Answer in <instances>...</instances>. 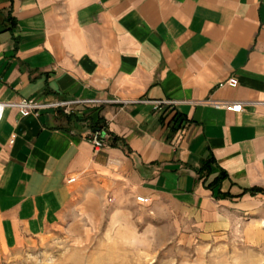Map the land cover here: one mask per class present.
Here are the masks:
<instances>
[{
  "label": "crops",
  "instance_id": "crops-1",
  "mask_svg": "<svg viewBox=\"0 0 264 264\" xmlns=\"http://www.w3.org/2000/svg\"><path fill=\"white\" fill-rule=\"evenodd\" d=\"M20 99L117 102L5 111L0 251L51 233L69 207L120 222L194 215L215 231L224 209L264 198L249 192L264 190V0H0V102ZM143 99L179 104L124 103Z\"/></svg>",
  "mask_w": 264,
  "mask_h": 264
},
{
  "label": "rangeland",
  "instance_id": "rangeland-1",
  "mask_svg": "<svg viewBox=\"0 0 264 264\" xmlns=\"http://www.w3.org/2000/svg\"><path fill=\"white\" fill-rule=\"evenodd\" d=\"M69 208L51 233L0 251V264H264L262 197L224 209L223 228L215 231L201 228L194 215L120 222Z\"/></svg>",
  "mask_w": 264,
  "mask_h": 264
},
{
  "label": "built area",
  "instance_id": "built-area-1",
  "mask_svg": "<svg viewBox=\"0 0 264 264\" xmlns=\"http://www.w3.org/2000/svg\"><path fill=\"white\" fill-rule=\"evenodd\" d=\"M228 86V88H236L238 86V81L236 79H228V81L222 83L220 87ZM117 101L109 100H98V99H74L67 101H54L49 103H44L33 99H20L14 102H0V121L2 120L4 113L7 109H16L22 117L36 116L40 115L43 110H63L67 115H71L72 111L79 107H90V106H102L105 103H113ZM125 104H147L152 105L155 112L160 114H167V112L173 110L179 102L173 100H150L143 99L140 101H125ZM207 104L211 105L213 108L218 110H225L233 113H242L244 111L243 103H223L219 101H209ZM89 142L93 145L95 150L104 149L106 146V135L103 129L95 131L89 134ZM76 179H69V183L75 182ZM137 202L141 205H148L151 203V199L144 196H139L136 198Z\"/></svg>",
  "mask_w": 264,
  "mask_h": 264
},
{
  "label": "trees",
  "instance_id": "trees-1",
  "mask_svg": "<svg viewBox=\"0 0 264 264\" xmlns=\"http://www.w3.org/2000/svg\"><path fill=\"white\" fill-rule=\"evenodd\" d=\"M71 116V115H70ZM100 129L98 128H95V131H98ZM249 192H251V194L253 196H256L257 194H263L264 195V190H261V189H250ZM224 196V195H222ZM227 197V195L224 196V199Z\"/></svg>",
  "mask_w": 264,
  "mask_h": 264
}]
</instances>
